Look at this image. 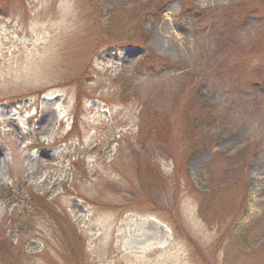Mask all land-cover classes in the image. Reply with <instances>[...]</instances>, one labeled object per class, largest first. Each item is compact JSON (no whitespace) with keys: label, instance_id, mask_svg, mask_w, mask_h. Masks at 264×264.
Masks as SVG:
<instances>
[{"label":"rangeland","instance_id":"obj_1","mask_svg":"<svg viewBox=\"0 0 264 264\" xmlns=\"http://www.w3.org/2000/svg\"><path fill=\"white\" fill-rule=\"evenodd\" d=\"M3 1L0 264H264V0Z\"/></svg>","mask_w":264,"mask_h":264},{"label":"trees","instance_id":"obj_2","mask_svg":"<svg viewBox=\"0 0 264 264\" xmlns=\"http://www.w3.org/2000/svg\"><path fill=\"white\" fill-rule=\"evenodd\" d=\"M248 5L245 4V2H241L239 3L238 5H236L233 9H236L238 8L239 9V13L238 14H234V15H240L241 18L244 17V15L246 13L249 12V10L252 8L249 4L250 3H247ZM6 4L3 0H0V7H6ZM156 5L155 6V11H153V13L155 15H160L161 13L164 12V1L162 0H158L156 1V3L154 4ZM195 16L198 17L199 19L198 20H203L206 18V15H208L210 12L209 10H202V9H196L195 10ZM252 11V10H250ZM230 16H228L227 18H231L233 16V13H232V10L230 11ZM241 23H242V20H237V22H235L236 26H232L229 24V22L224 23V26H225V31H221V38H225V39H228L226 37H228L229 34H232V32L234 31V29H237L238 31H242L241 30ZM226 34V36H225ZM225 36V37H224ZM218 37V36H217ZM238 42V40H237ZM237 44V43H235ZM233 44V45H235ZM124 45H131V46H135L137 48H141L142 49V53L139 55V64L144 67V68H147L148 71L152 72V73H156V72H160V71H167L171 68L174 67V64L173 62L169 61L168 59H165L163 57H159V56H156L154 55L153 53L150 52V50L145 46V44L143 42H140V41H131V42H127L126 44ZM217 52V51H216ZM211 52L208 53V57L211 58ZM239 61V60H238ZM212 63V59H209V64L211 67H214L211 65ZM230 64V68L233 70L232 73L233 74H237V76H239L240 72L243 71V68H244V64L243 66H241L240 63H238L237 61H231L229 62ZM250 66V71L252 70V73H256V76L259 75L260 73V70L261 69L259 67V64H249ZM249 66H247V69H249ZM220 66H216L215 68H219ZM159 70V71H157ZM161 72V73H162ZM258 73V74H257ZM223 75L220 74V78L222 80H224V78L222 77ZM216 79V77H215ZM217 80V79H216ZM225 81V80H224ZM256 83L255 79H249V81H247V86L250 85H254ZM239 84V82L237 80H235L233 82V87L237 86V88H235V92H239L238 90L240 89L242 92L245 90L244 88V85H241ZM232 87V86H231ZM230 87V88H231ZM200 90V93L197 94V91ZM195 94L192 93L193 96H188L192 101H195L194 103H196V106L199 107L198 111L196 110L195 113H189V116H186V122L188 124H192L193 125V128L191 126L190 130H191V133H192V137L194 138H198V137H202L203 135L201 133H199L198 129H200V126L203 124V123H208L209 125L215 123V119H218V117L214 114V105L215 104H208L205 100H204V95L208 92V90H204L203 88L200 89L199 86H197L195 89ZM231 92V91H230ZM234 92V91H232ZM244 93V92H243ZM247 92L244 93V96L246 97L247 95ZM250 95V94H249ZM238 96H241V93H238ZM232 99V98H231ZM230 103L228 102L226 104L225 107H221L220 109V114H222L223 116H225L224 114L226 113V111L229 109H227L229 107ZM216 109H217V106H216ZM227 109V110H225ZM218 110V109H217ZM218 116H220L218 114ZM160 119V118H159ZM228 125L226 124L225 122H222L220 119L218 120V125ZM149 125V124H148ZM7 191L8 192H12V187L11 188H7ZM30 191V200H33L34 202V205L31 204L32 206H34L35 208H37V205H35L36 203H39V201H41L42 199H44L43 197V193L42 192H34L32 190H29Z\"/></svg>","mask_w":264,"mask_h":264},{"label":"water","instance_id":"obj_3","mask_svg":"<svg viewBox=\"0 0 264 264\" xmlns=\"http://www.w3.org/2000/svg\"><path fill=\"white\" fill-rule=\"evenodd\" d=\"M136 50L138 51V53H140V52H141V49H139V48H137Z\"/></svg>","mask_w":264,"mask_h":264}]
</instances>
